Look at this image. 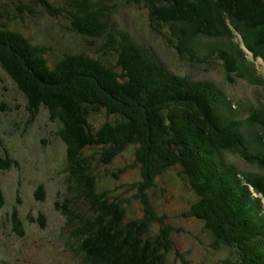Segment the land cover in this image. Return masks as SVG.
I'll list each match as a JSON object with an SVG mask.
<instances>
[{"label": "trees", "instance_id": "trees-1", "mask_svg": "<svg viewBox=\"0 0 264 264\" xmlns=\"http://www.w3.org/2000/svg\"><path fill=\"white\" fill-rule=\"evenodd\" d=\"M33 1L51 17L64 12L73 32L101 55L99 58L77 51L53 65L45 46L34 44L25 33L0 21V65L27 95L34 109L30 111L35 113L38 106H46L62 122L60 135L68 147L69 171L62 211L71 223L80 226L82 238L93 245L92 254L105 264H157L153 255L156 248L143 240L145 230L124 222L125 211L97 191L95 172L90 161L82 158L89 146L104 144L105 140L118 142L121 130L126 139L134 141V136L151 122L152 135L145 132L141 137L153 152L162 151L160 161L155 159L151 166L174 159L181 167L199 197L191 208L192 216L203 219L217 235L219 244L234 252L236 259L228 263L264 264V213L259 214L260 200L251 197L248 186L243 185L249 182L241 181L236 169L226 166L219 156L237 142L251 157L248 142L239 131L244 122L223 120L221 106L226 99L213 83L172 73L139 45L117 23L119 0H58L60 8L48 0ZM128 1L149 8L154 21L162 25V33L169 34L183 58L195 60L207 50L193 38L195 30L203 31L205 27L204 33H214L225 41L209 49H218L225 67L241 74V51L233 41L231 45L236 49L231 50L227 43L230 38L226 39L224 33L233 35L227 27L221 29L226 16L236 27L242 26L244 42L245 36L257 38L248 49L257 50V57L264 60V0ZM245 15L250 17V24L242 23ZM243 74L256 78L254 68ZM94 83L107 92V100ZM108 104L113 109L126 108L128 122L119 131L107 127L105 132H95L86 118L87 108ZM137 115H141L140 120ZM247 122L254 125L255 115ZM1 161L0 169L8 170L11 162ZM253 183L264 196L262 186Z\"/></svg>", "mask_w": 264, "mask_h": 264}, {"label": "rangeland", "instance_id": "rangeland-1", "mask_svg": "<svg viewBox=\"0 0 264 264\" xmlns=\"http://www.w3.org/2000/svg\"><path fill=\"white\" fill-rule=\"evenodd\" d=\"M48 1L56 8L62 7L58 0ZM119 7L117 23L139 45L172 73L212 82L226 99L224 111L232 120H243L239 131L249 142L253 155L250 157L235 142L227 147L229 151H222L223 161L232 164L250 183L246 184L256 182L264 189V60L257 57V50L248 49L257 38L245 36L244 42L242 26L236 27L224 16L221 29L227 27L233 35L224 33L226 39L230 38L227 43L231 50L237 45L241 51V74L232 73L218 49H209L225 41L212 32L204 33L205 27L203 31L195 30L193 38L207 50L200 51L198 59L189 60L179 55L148 7L128 0H119ZM242 20L247 25L251 19L245 15ZM0 21L25 33L34 44L45 46L53 65L77 51L101 57L73 32L64 12L51 17L33 0H0ZM232 41L235 45H231ZM248 68L255 69L256 78L243 74ZM93 85L97 92L106 94L107 100V92L96 83ZM30 109L34 110L27 95L0 65V159L11 162L8 170L0 169V264H105L92 254L93 245L82 238L80 226L71 223L62 211L69 180L68 147L60 135L62 122L46 106H38L35 113ZM86 112L95 132H105L107 127L119 131L128 122L122 106H88ZM253 115L256 123L250 125L247 120ZM140 119L141 115H137ZM148 124L145 131L142 127L143 131L134 136V141L126 139L121 130L118 142L105 140L104 144L84 150L82 158L90 161L97 191L125 211V223L145 230L143 240L156 248L153 255L157 264H229L236 259L234 252L219 244L217 235L213 236L203 219L192 216L191 208L199 198L181 167L174 159L151 166L162 147L157 146L161 152L155 153L146 146L141 133L152 135L153 126ZM262 212L259 210V214Z\"/></svg>", "mask_w": 264, "mask_h": 264}, {"label": "bare ground", "instance_id": "bare-ground-1", "mask_svg": "<svg viewBox=\"0 0 264 264\" xmlns=\"http://www.w3.org/2000/svg\"><path fill=\"white\" fill-rule=\"evenodd\" d=\"M261 107V106H260ZM258 110V109H257Z\"/></svg>", "mask_w": 264, "mask_h": 264}]
</instances>
